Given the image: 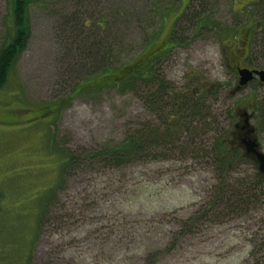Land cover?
Returning a JSON list of instances; mask_svg holds the SVG:
<instances>
[{
	"label": "rangeland",
	"instance_id": "rangeland-1",
	"mask_svg": "<svg viewBox=\"0 0 264 264\" xmlns=\"http://www.w3.org/2000/svg\"><path fill=\"white\" fill-rule=\"evenodd\" d=\"M250 1L255 0H192L189 7L179 0L27 1L21 29L28 38L0 88V264H252L264 259V180L254 199L244 195L238 202L213 203L222 185L220 173L182 150L186 135L151 150V155L160 153L153 159L124 166L99 161L104 158L85 160L54 191L37 230L63 167V148L100 152L126 133L157 123L128 89L71 92L77 78L97 82L107 76L101 74L105 68L85 58L86 69L69 74L83 59L76 51L80 46L97 51L90 48V32L99 27L100 16L112 18L103 24L110 29L96 34L103 40L99 54L111 55L110 74L132 65L149 45L154 49L168 43L175 31L173 48L159 66L162 74L176 90L190 86L210 91L214 84L216 91L207 95L206 104L225 116L237 103L254 99L258 109L264 108V89L256 83L234 91V68L222 52L230 39L221 36L238 25L243 31L263 11L261 0L247 14ZM117 8L129 14L127 19L115 16ZM75 13V22H64ZM11 15L9 0H0V46L19 29ZM202 20L209 29L199 30ZM76 23L79 30L73 35L70 28ZM252 57L241 63L264 65V55ZM64 95L71 99L57 110ZM221 123L230 132L235 122ZM209 133L200 142L207 149L211 137L225 135ZM258 140L264 153V125ZM257 170L249 162L238 164L225 183L239 194V184H256Z\"/></svg>",
	"mask_w": 264,
	"mask_h": 264
},
{
	"label": "trees",
	"instance_id": "trees-1",
	"mask_svg": "<svg viewBox=\"0 0 264 264\" xmlns=\"http://www.w3.org/2000/svg\"><path fill=\"white\" fill-rule=\"evenodd\" d=\"M27 1L28 0H9L12 7L11 18L13 20V24L19 29L15 31L6 45L0 46V88L7 81L12 61L14 60L16 54L24 48L25 42L28 38L26 29H21L23 28L22 15L25 12V6L28 3ZM87 1L89 0H85V2ZM258 1L259 2H256L253 5L257 6L262 2L261 0ZM259 12H261L258 14L259 18L261 17L260 19L263 22V30L264 9ZM114 14L115 16H119V18L125 17V19L129 16V14L121 11L120 8L115 9ZM76 16L77 13L69 16V18L65 19L64 22H75ZM104 17L100 16V22L98 23L99 27L96 25V27L91 30L92 32H90V34H93L92 36L94 37L93 43L90 44V48L95 47L97 51H90L89 49L80 46L76 51L79 58L83 59L80 62L76 60L77 63L74 64H78V66H76V68H71L69 70V74L71 73V75H73L79 71L85 70L86 65L83 61H85V59H89L91 64H94L96 68H105V71L101 74H105L107 76L103 80L97 82H91L92 80L90 81L87 77H85L87 80H80L77 78V81L74 80L76 82L71 92L73 91L74 95L82 91L87 92L88 90L96 92L109 86L119 88L120 91L128 89L140 98V101L143 103L147 111L157 118V123L154 125L151 124L150 126L146 124V126H141L139 130H136L133 133H126L127 136L122 141L113 147L102 148L100 152L95 151L94 153L93 151L83 150L76 151L68 148L64 149L62 147L64 155L63 167L56 186L50 190L51 192L46 198V202H44L45 206L39 215L37 230L43 222L48 202L51 196L54 195V191L61 187L65 177L71 174L72 170L85 160L89 158H104L103 160L99 159V161H104L106 165L110 166H124L136 160L157 158L156 155L158 156L160 153L151 155L149 152L151 150H157V148L160 147L175 144L180 138V135H186L185 141H181V148L185 151V153L194 155L197 159L206 160V163H211L220 173L221 180L219 183L222 185H219L215 196H213V203L216 204L219 203L220 200L223 201L227 199L232 203L234 202V199L235 202H238L244 195H249V200L254 199L255 194H257L259 190V185L264 180V174L260 173L258 170L255 175V179L257 180L256 184L252 187H248L245 183L239 184L242 187V191H237L239 194L234 192V188L231 184L225 183L228 179V174L236 165L249 162L252 166L256 167V163L250 157L246 156L243 150L236 146V143L233 142V136L226 135L229 131H227L224 126L222 127V119L227 122L232 120L234 115L233 110H227L224 116L222 112L213 113L210 109L211 106L206 104L205 98L207 95L212 94L213 91H216V86L211 88L210 91L204 88L201 89L200 87L201 91L192 92L193 88H191L189 94L184 93L187 89L183 86L177 90L176 87L170 86V81L165 79V76L162 74L159 67L163 58L170 53V49L173 47L170 45V38L168 39L169 46L164 48L161 52L156 48L150 49V45L137 55L132 65L125 66V68H123V70L116 75L110 74L112 68L110 67L111 63H108V60L111 58V55L109 56L106 54L107 58H105V56L99 54L101 53V43H103V40L98 39V35H96L98 31L110 29V27L106 28L103 24L106 23V18H108V20H112V18L111 16L107 17L106 15ZM184 18H189V16ZM191 20L192 17H190L187 22H190ZM201 24L210 28L207 26V20L205 22L202 20ZM88 25L89 24L86 26L88 27ZM70 29L72 30L73 35L76 34L77 30H79V23H76ZM261 35L263 34L261 33ZM256 41H258L257 38L254 40V45L250 46L252 52L257 50V48L255 49V47H258ZM260 41L261 43H259V46L261 45L260 48L263 49L264 35ZM67 57L70 58V55L68 54ZM188 87L190 86H187V88ZM68 96L64 98L61 97L59 99L61 102L58 101L60 105L56 107L57 110L63 106L67 99H71V95ZM263 111L264 108L262 112ZM261 117L264 120V113ZM214 124L216 126L215 129L213 127ZM211 131L214 133H220L222 131L225 135H216L217 137L215 138L211 137L212 143L209 149H207L203 144H200V142H202L205 137H208L209 135L206 134L209 132L211 133ZM226 141H229L230 145L232 143L235 145L232 144V147L229 144L226 145ZM163 156L165 155H161V158ZM237 160H239L240 163L236 164ZM221 187L222 189L219 190ZM222 193L227 195H222ZM252 264H264V259H260L259 261L257 260Z\"/></svg>",
	"mask_w": 264,
	"mask_h": 264
},
{
	"label": "flooded vegetation",
	"instance_id": "flooded-vegetation-1",
	"mask_svg": "<svg viewBox=\"0 0 264 264\" xmlns=\"http://www.w3.org/2000/svg\"><path fill=\"white\" fill-rule=\"evenodd\" d=\"M179 1L183 2L182 6H188L189 7L191 4L190 2L192 0H185V1L179 0ZM250 2H252V1H250ZM247 7L248 6H246V9L244 11L248 14L249 10H247ZM174 9H175L174 1L173 2L170 1V11H172ZM259 11H258V13H261ZM257 17H258V19L255 20L254 22H252L251 24L250 23L247 24L243 28V31L241 30V25H238V26H236V28H233V31L231 32V34H227L226 36H221L222 38L228 37L230 39L229 42H226L227 45H225L224 48H222V52L224 54V57H226V60H227L226 63L228 64V66L234 68L233 71L235 72V75H236L235 86H236L237 81H238V75H237L238 68L247 67L253 71L254 70H257V71H263L264 70V65L261 67H257V65L245 66L243 63H241L242 59L254 58V57H252L253 53L258 54L260 57L262 55H264L263 54L264 48L262 49V48H260L261 45L259 46V43H261L260 39H262V37L264 35V29L262 30V23L263 22L260 19L261 17L259 18V14ZM173 23L175 25L174 19L171 20L172 26H173ZM173 28H175V26H173ZM221 33H222V31L219 34H221ZM261 33L263 35H261ZM229 35H232V36L230 37ZM255 38L258 39V41H256V44L258 47H255V49L257 48V50L255 52L254 51L252 52V50L250 49V46L252 44H254ZM172 40H174V32L173 31L170 33V42ZM251 41H253V42L251 43ZM157 49H158V51H161L163 49V47L160 46ZM253 77L254 78L249 83H256L257 86H260L264 89V82H262L260 80V77L256 74H253ZM214 87H215V85L212 84L211 88H214ZM185 89H187V90L184 93L189 94V92H190L189 88L185 87ZM201 89H200V87H193L192 92L193 91L194 92L195 91H201ZM254 100H253V103L246 100L247 103L244 105L239 104V103H237V105H235V107H234L235 110L233 109L234 115L232 118V120H234L235 123H233V125H232L233 130L231 129V131L228 132L227 135H258L259 130H261V127H262V125H264V123L262 122L263 119L260 115V111L262 109H261V107H259V109L257 108V104H255ZM248 109H249V113L247 112ZM263 113H264V111L262 112V114ZM258 118H261L262 120L260 119V122H257ZM255 120H256L257 125L255 124ZM253 121H254V123H253ZM249 129H251V130L253 129V132L248 133ZM228 144L230 145L229 141L227 142L226 145H228ZM233 145H235V144H233ZM238 163H240L239 160L236 161V164H238Z\"/></svg>",
	"mask_w": 264,
	"mask_h": 264
},
{
	"label": "water",
	"instance_id": "water-1",
	"mask_svg": "<svg viewBox=\"0 0 264 264\" xmlns=\"http://www.w3.org/2000/svg\"><path fill=\"white\" fill-rule=\"evenodd\" d=\"M239 81L234 91L241 89L247 82L251 81L253 74H257L260 80L264 82V70H249L247 68L239 69ZM253 129H249L248 133H252ZM235 137V136H234ZM237 146H240L245 155L250 156L257 164L260 173L264 174V154L260 151L257 135H236L235 138Z\"/></svg>",
	"mask_w": 264,
	"mask_h": 264
}]
</instances>
